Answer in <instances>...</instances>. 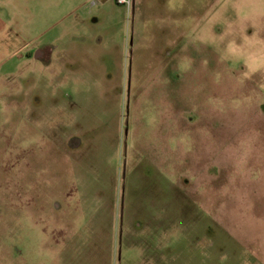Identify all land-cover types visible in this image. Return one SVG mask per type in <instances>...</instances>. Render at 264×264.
<instances>
[{"label": "rangeland", "instance_id": "1", "mask_svg": "<svg viewBox=\"0 0 264 264\" xmlns=\"http://www.w3.org/2000/svg\"><path fill=\"white\" fill-rule=\"evenodd\" d=\"M0 264H264V0H0Z\"/></svg>", "mask_w": 264, "mask_h": 264}, {"label": "built area", "instance_id": "2", "mask_svg": "<svg viewBox=\"0 0 264 264\" xmlns=\"http://www.w3.org/2000/svg\"><path fill=\"white\" fill-rule=\"evenodd\" d=\"M98 0H91L92 4H95ZM118 5L125 6L127 10L130 9L131 6V0H115Z\"/></svg>", "mask_w": 264, "mask_h": 264}, {"label": "flooded vegetation", "instance_id": "3", "mask_svg": "<svg viewBox=\"0 0 264 264\" xmlns=\"http://www.w3.org/2000/svg\"><path fill=\"white\" fill-rule=\"evenodd\" d=\"M42 56V55H41Z\"/></svg>", "mask_w": 264, "mask_h": 264}]
</instances>
